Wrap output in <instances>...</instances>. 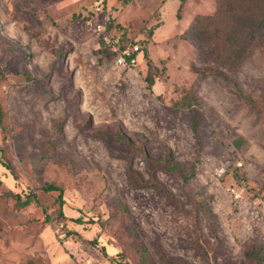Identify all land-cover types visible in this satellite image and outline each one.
I'll return each instance as SVG.
<instances>
[{
  "label": "rangeland",
  "instance_id": "rangeland-1",
  "mask_svg": "<svg viewBox=\"0 0 264 264\" xmlns=\"http://www.w3.org/2000/svg\"><path fill=\"white\" fill-rule=\"evenodd\" d=\"M95 2L0 0V264H264V44L215 65L190 29L218 0H106L109 32L143 49L124 66ZM50 182L81 222L58 220Z\"/></svg>",
  "mask_w": 264,
  "mask_h": 264
},
{
  "label": "trees",
  "instance_id": "trees-1",
  "mask_svg": "<svg viewBox=\"0 0 264 264\" xmlns=\"http://www.w3.org/2000/svg\"><path fill=\"white\" fill-rule=\"evenodd\" d=\"M129 1L131 0H126V2ZM181 8L182 5L179 10H181ZM260 14L261 16L258 17ZM90 16L92 17V14H89V17ZM252 18L255 22L251 25V31H246V25ZM259 26L264 27V0H218L216 11L205 19H199L194 22L190 32L192 36L196 37L199 41L198 45L203 54H208L207 57H204L206 61L212 62L215 65H221L223 62L222 58L225 56L226 63L233 67L237 66L251 49L264 44L263 38L255 45H248V42H254L258 39L257 28ZM249 31L250 33L247 41L241 43V39L244 37L245 32L248 33ZM101 42L103 44V41ZM123 42L124 39L121 43ZM101 50L109 54V56L110 54L116 55L118 53V50L113 47L103 46ZM224 52L227 54L222 56ZM226 77L227 75H225L224 78ZM146 81L149 83L150 87L155 84V77L150 71L146 76ZM1 113L2 108L0 105V114ZM0 163L7 169L13 171V166L8 161L3 160L1 156ZM42 189L47 192H58L56 201L59 207L57 215L59 221H82V219L70 218L66 215L64 211L65 190L62 186L50 182L46 183ZM13 194L17 198L20 206H28L34 201L39 202L37 194L32 191L26 194L25 199L22 193Z\"/></svg>",
  "mask_w": 264,
  "mask_h": 264
},
{
  "label": "built area",
  "instance_id": "built-area-1",
  "mask_svg": "<svg viewBox=\"0 0 264 264\" xmlns=\"http://www.w3.org/2000/svg\"><path fill=\"white\" fill-rule=\"evenodd\" d=\"M106 0H96L94 3V13L89 20L88 24L92 25L95 28V31L98 33V37L103 41V45L107 47H113L118 50L115 59L118 63L123 64L124 66H135L138 63V55L140 53L143 54V49L140 45H133L132 42H122L121 37H114L108 29V15L105 13ZM103 15V19L100 21H95V19L99 16ZM102 43V42H101ZM243 166V162L238 160L236 163L221 165L216 169V175L224 176L227 173L234 174L235 170L241 168ZM236 183V182H235ZM230 187L232 194L235 199H241L242 191H239L237 187ZM263 190L258 197H255V205H254V213L264 219V182H263Z\"/></svg>",
  "mask_w": 264,
  "mask_h": 264
},
{
  "label": "crops",
  "instance_id": "crops-1",
  "mask_svg": "<svg viewBox=\"0 0 264 264\" xmlns=\"http://www.w3.org/2000/svg\"><path fill=\"white\" fill-rule=\"evenodd\" d=\"M108 3H109V0H107V5H108ZM98 17H99V16H98ZM98 17H97V18H98ZM141 56H142V53H140V54L138 55V62H139Z\"/></svg>",
  "mask_w": 264,
  "mask_h": 264
}]
</instances>
